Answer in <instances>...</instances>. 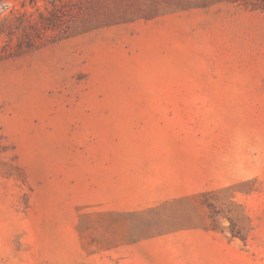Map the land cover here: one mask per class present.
<instances>
[{"label": "rangeland", "instance_id": "rangeland-1", "mask_svg": "<svg viewBox=\"0 0 264 264\" xmlns=\"http://www.w3.org/2000/svg\"><path fill=\"white\" fill-rule=\"evenodd\" d=\"M0 264H264V0H0Z\"/></svg>", "mask_w": 264, "mask_h": 264}]
</instances>
